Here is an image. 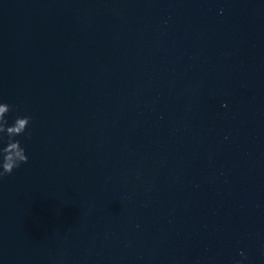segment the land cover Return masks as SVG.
I'll use <instances>...</instances> for the list:
<instances>
[{
	"label": "water",
	"instance_id": "1",
	"mask_svg": "<svg viewBox=\"0 0 264 264\" xmlns=\"http://www.w3.org/2000/svg\"><path fill=\"white\" fill-rule=\"evenodd\" d=\"M263 97L264 0H0V264H245Z\"/></svg>",
	"mask_w": 264,
	"mask_h": 264
},
{
	"label": "clouds",
	"instance_id": "2",
	"mask_svg": "<svg viewBox=\"0 0 264 264\" xmlns=\"http://www.w3.org/2000/svg\"><path fill=\"white\" fill-rule=\"evenodd\" d=\"M11 110L12 106L6 103H0V141H3L6 137L5 145L0 147V179L11 175L21 164L28 162L25 148L15 137L26 133L32 117L28 115L17 116L14 122L9 125L6 115ZM240 255L243 256V253H240ZM235 264H242V261H236Z\"/></svg>",
	"mask_w": 264,
	"mask_h": 264
}]
</instances>
